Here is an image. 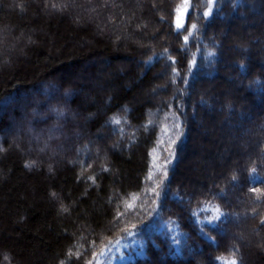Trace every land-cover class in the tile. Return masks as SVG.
Masks as SVG:
<instances>
[{
    "label": "trees",
    "instance_id": "16d2710c",
    "mask_svg": "<svg viewBox=\"0 0 264 264\" xmlns=\"http://www.w3.org/2000/svg\"><path fill=\"white\" fill-rule=\"evenodd\" d=\"M254 13L264 0H0V264H264V18L238 36ZM209 116L236 145L198 188Z\"/></svg>",
    "mask_w": 264,
    "mask_h": 264
},
{
    "label": "rangeland",
    "instance_id": "374dc122",
    "mask_svg": "<svg viewBox=\"0 0 264 264\" xmlns=\"http://www.w3.org/2000/svg\"><path fill=\"white\" fill-rule=\"evenodd\" d=\"M262 18H264L263 13H254L251 18L242 21L241 33H239L238 36H240V37L242 36L243 38H247V37L249 38L250 37L249 34L251 33L250 31H253V30H250V28H251L250 25L256 24ZM263 27H264V24H263ZM155 32H157V29H155ZM226 33H229V31L225 27L222 30L221 35H225ZM262 34L264 35V29H263ZM241 43H243V42L239 41L235 44L233 43L232 44L233 49H235L237 51H243ZM253 46H254V44H253ZM131 61H132V59L129 58V56H124L123 58L115 61L114 65L116 67H120V68H123L125 70L126 64L130 63ZM111 67L112 66L109 67V65H108V66H106V68H104V67L103 68L107 69L105 71L110 73L112 70ZM103 68H100V69H103ZM156 73H157V75L161 76L160 78H163L162 76H164V74H165V72H163V71H157ZM229 79H231V77L228 78V82H229ZM228 82H227V84H225L226 88L224 90L226 91L227 94H231L230 92H231L232 86ZM42 91L44 93H46L45 89H43ZM78 93L79 94L83 93V90L79 91ZM144 94H145V96L148 97V99L149 98L151 99V97H155V91L154 90L149 89L148 94L146 95V92H144ZM30 97L35 98V95L32 94V95H30ZM217 107L221 110L227 109V106L225 104L219 105ZM203 108H206L209 115H210V113L212 112L210 106L208 104H206L203 106ZM50 113H52V112H50ZM31 114L34 115V118L39 116L38 114H36L34 112ZM53 114H55V112H53ZM76 116L77 115L75 113L73 114V112L66 114V117L71 121H73ZM208 118L210 120H212V122H213L209 126L207 124H205L204 122H202L199 118L197 119L196 124H198V125H197V128L195 130V134H196L195 142L200 145V147L198 146L199 151H196V153H192V154L190 153L188 155V158H187L188 172L192 175V178L197 181L196 186L198 188L201 187V181L206 180L207 176L209 174H211L210 169L212 167V164L213 163L222 164L232 154V151L236 145V143L232 142L234 140L233 138H234L236 131L234 129H232L231 127H229V122H227L225 120L226 124L224 125V122L223 123L221 122L222 121L221 119L223 117L220 119L221 121L216 119V118H211L210 116ZM238 132H242V134L245 135L246 137L250 133L248 128H244L243 130L240 129L239 131H237V133ZM96 135L99 139L104 138V136H105V135H103L102 132H98ZM52 138H54V137H52ZM63 138H65V137H63ZM247 143H248V140H247V138H245V140H243V142H241V144L239 143L237 145L240 146L241 149L242 148L245 149L247 147ZM217 145H220V146H218L219 150H217V149L215 150ZM209 151H211V152H209ZM93 152H94V154H97L98 151H97V149H94ZM205 175H207V176L205 177ZM186 181L187 180H185V182ZM238 226H239V223H238ZM233 235L235 237V234H233ZM240 241H243V240L240 238ZM245 242H247V239L245 240Z\"/></svg>",
    "mask_w": 264,
    "mask_h": 264
},
{
    "label": "snow or ice",
    "instance_id": "6c2138e0",
    "mask_svg": "<svg viewBox=\"0 0 264 264\" xmlns=\"http://www.w3.org/2000/svg\"><path fill=\"white\" fill-rule=\"evenodd\" d=\"M178 11H179V10H178ZM205 15H207V13H205ZM177 27H180V24H179V23L177 24ZM193 27H194V26H193ZM26 166H28V165H26ZM253 171H255V170L253 169ZM221 215H223V213L220 212L219 208H217V209H216V218L218 219L219 216H221ZM118 242H119V241H117V243H118ZM88 264H92V262L89 261ZM230 264H236V262H235V261H231Z\"/></svg>",
    "mask_w": 264,
    "mask_h": 264
}]
</instances>
